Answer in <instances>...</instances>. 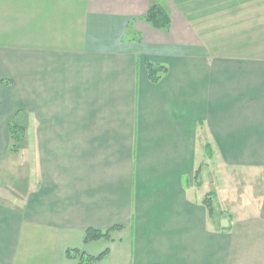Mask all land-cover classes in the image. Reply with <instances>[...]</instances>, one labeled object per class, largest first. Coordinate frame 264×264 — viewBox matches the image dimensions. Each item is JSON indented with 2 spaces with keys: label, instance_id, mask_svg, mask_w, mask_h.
I'll list each match as a JSON object with an SVG mask.
<instances>
[{
  "label": "crops",
  "instance_id": "1",
  "mask_svg": "<svg viewBox=\"0 0 264 264\" xmlns=\"http://www.w3.org/2000/svg\"><path fill=\"white\" fill-rule=\"evenodd\" d=\"M70 250L264 264V0H0V264Z\"/></svg>",
  "mask_w": 264,
  "mask_h": 264
},
{
  "label": "trees",
  "instance_id": "2",
  "mask_svg": "<svg viewBox=\"0 0 264 264\" xmlns=\"http://www.w3.org/2000/svg\"><path fill=\"white\" fill-rule=\"evenodd\" d=\"M144 21L151 25L153 28L157 30L167 31L170 27V17L168 12L162 8L161 6L151 3L150 9L148 14L144 18ZM147 69L149 72V78L153 83H157L160 81L162 76L167 72V69L162 66H157L153 64L147 63ZM10 133L11 139L13 141L12 150L14 152H18L21 149V146L25 142V129L20 125L16 118L11 121L10 124ZM209 214L214 216V210L212 207V203L210 198L205 201ZM102 232L99 230H88L86 233V243H91L94 241H98L101 239H106L110 237V232ZM108 251H105L98 257H91L85 255H80L79 250H70L67 252V256L71 259H79V264H93L95 262H101L105 256L107 255Z\"/></svg>",
  "mask_w": 264,
  "mask_h": 264
},
{
  "label": "rangeland",
  "instance_id": "3",
  "mask_svg": "<svg viewBox=\"0 0 264 264\" xmlns=\"http://www.w3.org/2000/svg\"><path fill=\"white\" fill-rule=\"evenodd\" d=\"M25 137H28V130L27 131H25ZM21 156H22V162L23 163H25L26 161H28V153H26L25 154V152H22L21 153ZM203 165H204V163H202ZM28 170V163H25V166H24V168H22V171L23 170ZM203 169V168H202ZM207 173H208V179H209V181H211V176H210V174H212V181L214 182V184L215 185H212V184H210V183H208L207 184V177H205V173L203 174V176H202V178H203V183H204V185H203V189H202V191H207V190H211V189H216L217 188V186H216V184H217V179H216V177H217V172L215 171V170H207ZM213 175H215V176H213ZM86 257V256H85Z\"/></svg>",
  "mask_w": 264,
  "mask_h": 264
},
{
  "label": "water",
  "instance_id": "4",
  "mask_svg": "<svg viewBox=\"0 0 264 264\" xmlns=\"http://www.w3.org/2000/svg\"><path fill=\"white\" fill-rule=\"evenodd\" d=\"M224 221H226V222H227V220H224Z\"/></svg>",
  "mask_w": 264,
  "mask_h": 264
}]
</instances>
